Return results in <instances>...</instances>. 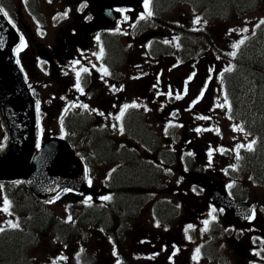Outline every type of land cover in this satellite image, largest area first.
<instances>
[{"label":"flooded vegetation","instance_id":"flooded-vegetation-1","mask_svg":"<svg viewBox=\"0 0 264 264\" xmlns=\"http://www.w3.org/2000/svg\"><path fill=\"white\" fill-rule=\"evenodd\" d=\"M0 8L8 14L4 16L19 36L12 58L34 97L37 129L54 123L55 127L73 131L80 124L90 122L89 118H94L91 122L96 124L97 129L96 137L90 143L92 150L85 151L82 141L74 145L86 164L84 181L99 187L94 188L99 195L93 211L111 213L110 208L115 203L116 189L112 188L115 175L106 172L103 163L115 160L118 162L114 164L116 171L120 164L128 165L125 158L131 156L172 181L171 190L175 191L177 204L183 202L185 212L195 215V222L208 218L212 209L216 208L199 185L183 182L187 172L204 174L208 184L235 197L227 182L213 170L215 154L208 147V133L196 131V105L184 102L188 97H184L182 102L176 99L181 91V81L177 77L180 75L182 79L187 70L193 69L191 66L195 65V61L191 60L194 59L191 46L184 48V52L189 53L188 61L175 60L171 63V57H175L163 55L160 47L165 43L163 37L166 33L162 27L165 21H172L170 14L152 15L151 20L155 24L148 28L146 14L136 16L128 9L115 8V18L107 20L102 14L103 6L93 0H0ZM142 16L145 18L141 19ZM96 25L100 27L97 32L92 29ZM153 30L158 34L149 37ZM104 69H107L108 75L103 74ZM84 77L90 87L85 86ZM195 80V77L189 78L191 83L188 85ZM156 83H161L160 87ZM89 93L96 97L86 107H80V99L86 100L84 94ZM192 97L196 99L194 94ZM74 102L78 107L74 106ZM134 103L136 107H128L121 116L124 106ZM181 105L190 112L187 116L189 127L186 125L184 129L181 126V120L185 118ZM59 117L60 122L56 120ZM111 127L118 133L117 141L132 140L136 141V145L129 151L127 146L121 145L114 150L113 142L107 135V132L111 133ZM157 129L159 134H154ZM97 142L105 145L102 153L95 146ZM91 158L93 162L89 160ZM0 187V214L3 194L17 204L27 202L29 210L34 212L35 203L20 184L0 183ZM139 203L124 216H110L106 217L107 220L97 214L94 218L98 221L92 222L110 236L115 234L122 240L123 231L133 227V213L147 205L145 198H141ZM81 205L82 216L91 208L85 209L84 204ZM174 207L173 214L178 209L177 205ZM202 210L205 211L203 215L200 214ZM257 225L252 220L248 222V237L261 234ZM35 229L31 224L18 227L20 234L28 232L30 237H35ZM237 248L251 264L261 263L249 253L250 246L241 244Z\"/></svg>","mask_w":264,"mask_h":264},{"label":"rangeland","instance_id":"rangeland-1","mask_svg":"<svg viewBox=\"0 0 264 264\" xmlns=\"http://www.w3.org/2000/svg\"><path fill=\"white\" fill-rule=\"evenodd\" d=\"M142 7L145 8L144 4ZM136 12L138 11L136 10ZM170 15L172 21L169 20V23L174 24V26H184L192 31H197L193 30L194 28L199 30L203 29L209 33L210 43L198 46L195 51L196 57L191 59L195 61L194 66H196V69L194 70V66L192 65L191 67H193V69L187 70L182 79H180V75L177 79L181 81V98L184 99V97H188L184 102L193 103L195 101L193 104L196 105L195 110L198 114L207 115L212 119L213 129L211 132L216 131L217 127H219L215 133L217 141L215 142L214 148L216 146L215 150L217 156L214 158V161L220 160L222 164H218L220 162L215 161L216 165H214L213 170L218 172L217 174L220 175L223 181H227L225 177L227 175L225 174L227 168L233 165L235 148L237 145H244L247 147V145L251 143V138L243 131L233 130L234 127L239 126L236 121L228 118V103H225L226 98L220 88L219 76L223 69L229 67L228 59L230 53L234 50L233 45L238 43L241 39H244L256 25L264 20V1L255 11L244 16L232 15L227 20L209 21L207 23L202 20L200 13L192 11L186 5L175 7ZM197 17L200 18V24H194ZM243 29H247V31H242ZM164 30L166 35L163 37V41H167L165 44L171 50V56L175 57V59L171 57V63L175 60L188 61L187 58L181 59L179 52H177L179 51L178 48L180 45L177 44V35L175 31L165 27ZM149 66H151V64H149ZM193 77H195L196 80L189 86L188 84L191 82L188 81V79ZM156 85L160 87L161 83H156ZM192 94L196 96V99H193ZM218 105H223V107ZM181 109L185 116V118L181 120V126L184 129L187 125L188 128L189 119L187 116H190V112L184 108L183 105H181ZM46 128H52L53 133L57 131L54 123L47 124ZM52 131L49 133H52ZM159 132L160 130L157 129L154 134H159ZM221 135H223V140L221 139ZM208 138L210 144L211 135L208 136ZM4 140L5 134L0 125V145ZM220 147L221 150L219 149ZM219 154L221 156H219ZM180 183L182 184L183 182ZM245 187H247V199L254 204L256 210L252 220L256 223L257 221H264V189L258 188L252 184ZM75 199H77L75 194H64L49 207L54 215L64 218L65 211L73 206ZM78 201L81 200L77 199V202ZM4 208L5 203L3 202L2 214H0V228L11 226L15 222L14 217L8 214L9 208H7V211H3ZM185 208L186 205L181 203L180 225L178 224L176 227L168 225L155 229L148 225L149 212L146 210L142 215L144 216V225L140 224V222H136L130 230L124 232L127 238L122 240V248L118 250L120 257L129 260L131 264H182L183 261H185V264H239L242 261V258H239L234 249L231 248L227 236L221 234V230L225 229V227L221 226V221H219L218 224L214 223L215 228L212 233L209 231V222L207 226L204 223L207 219H197V222H195V215L190 216L184 213ZM204 212L205 211L202 210L200 214L203 215ZM197 213H199V211H197ZM151 221V225L153 226V220L151 219ZM175 224H177V222ZM179 228H181V230ZM179 230L180 236L184 240L182 241V248L181 246H175L173 243L167 244V240L171 239L174 232ZM103 235L104 234H101L98 229L95 230L90 227H84L81 234L76 238H72L70 244L65 247H61L63 244L57 243L54 239H52L53 245L47 240L39 241L36 246L30 250V256L32 258L36 257L34 260L40 264H45L53 260H63L66 264H116L112 256L106 255L101 242L97 243V239H100L102 242H107ZM187 236L192 237L191 244L186 243L188 241ZM210 237L213 238V244H218L216 247L217 249L213 250H215V252L220 250V252L224 254L221 261L217 259H213L212 261H206V259L203 258L200 259L196 252L198 247L209 240ZM260 240L263 241V239ZM160 241L162 243L161 248L156 249L157 242ZM261 241L258 242L256 240L257 244L254 240L252 241L255 246L253 252L264 258V247L261 248L262 251L259 252V243H261ZM79 242L82 245H92V243H96L99 247V252L96 249H92L90 252H88V249H85L87 253L85 261L78 262L76 259L77 246H74V243ZM150 248H154V251L151 253ZM82 251L84 252V249ZM185 252L186 255L184 254ZM261 253L263 254L261 255Z\"/></svg>","mask_w":264,"mask_h":264},{"label":"trees","instance_id":"trees-1","mask_svg":"<svg viewBox=\"0 0 264 264\" xmlns=\"http://www.w3.org/2000/svg\"><path fill=\"white\" fill-rule=\"evenodd\" d=\"M261 2L262 0H154L152 11L155 14L167 13L175 4L186 3L197 10H202L205 18L226 20L233 13L240 15L252 11ZM200 35L197 33L194 36L196 45L210 43ZM186 40L190 39L186 38ZM222 78L232 110L239 113L238 118L242 120L243 128L254 137L255 142L252 150L239 151L237 170L249 174L251 180L264 186V30L257 29L239 47L232 70L225 72ZM95 146L101 151L100 153L105 149V145L101 142H97ZM131 158H125L128 165L114 177L112 188L116 189V195L115 203L110 208L111 213L88 209L79 217L75 227L37 213L35 223L29 220L31 226L34 228L51 226L65 238L75 233L82 226L81 224L98 221L94 218L97 214L104 218L110 216L117 218L118 215L124 216V213L134 210L140 205V199L145 198L141 191L146 186L154 184L155 170L136 157L134 159L131 156ZM17 206L29 207L27 202L18 203ZM163 206V203H157L156 208L163 209ZM108 218L106 219L109 220ZM29 241L28 233H1L0 264H30L24 258L25 246Z\"/></svg>","mask_w":264,"mask_h":264},{"label":"water","instance_id":"water-1","mask_svg":"<svg viewBox=\"0 0 264 264\" xmlns=\"http://www.w3.org/2000/svg\"><path fill=\"white\" fill-rule=\"evenodd\" d=\"M99 1L107 5L129 6L140 0ZM15 42L14 33L0 14V104L10 139L7 154L0 158V180L22 178L35 197L45 200L65 186L77 189L81 180V168L77 159L67 150L64 143L57 139L48 140L32 164L28 165L34 144V114L31 100L16 72V67L12 61L8 60L10 48ZM66 150L67 152L63 153ZM52 151H57V155L56 157L49 156L53 158L52 165L44 170L43 168L47 166V153ZM62 154L65 156L63 157ZM62 158H68L66 164H63ZM42 173L47 174L49 178L42 177ZM188 180L203 185L209 194L213 198H217L220 205L229 212L234 213L232 209L236 207L241 212L242 219L247 217L248 208L244 204L237 203L238 205L233 204L232 206L225 200L221 192L209 188L204 178L191 175Z\"/></svg>","mask_w":264,"mask_h":264},{"label":"snow or ice","instance_id":"snow-or-ice-1","mask_svg":"<svg viewBox=\"0 0 264 264\" xmlns=\"http://www.w3.org/2000/svg\"><path fill=\"white\" fill-rule=\"evenodd\" d=\"M149 5H150V0H144L145 12H146V16H148V17H150V16L152 15V12H151V10H150ZM0 12H3V14H4L5 16L8 15L6 12H4V10H3L2 8H0ZM144 18H145L144 16L141 17V19H144ZM260 23H261V24H264V20H262ZM194 24H200V18H199V17L196 18V20L194 21ZM193 30H199V29H195V28H194ZM242 31H247V29H243ZM20 42H21V47H23V45H24L23 37H21V41H20ZM165 42L167 43V41H165ZM243 43H244V40H243V39H241L238 43H235V44L233 45V49H234V51H233L232 53H230V55L233 56V57H235V55H236V50H238L239 47H240V45H242ZM19 51H20V48L17 49V52H19ZM231 70H232L231 68H226V69H225V71H231ZM82 71H87V69H82ZM103 74H104V75H108V74H109V73L107 72V69H104V70H103ZM77 75L79 76V73H77ZM222 75H223V73H221V76H222ZM77 88L79 89V83H77ZM201 95H202V93H201ZM180 98H181V97H180L179 95L176 96V99H180ZM193 103H195V101H194ZM225 103H227L226 99H225ZM218 106L223 107V105H218ZM84 107H86V106H84ZM128 107H136V104L134 103V104H132V105H125L124 108L121 110V116H123L124 111H125ZM197 118H198V119H208L207 117H197ZM117 119H120V117H117ZM205 130H207V129H205ZM233 130H234V131H242V128L234 127ZM121 131H122V129H121ZM196 131H197V132H200V131H202V129L197 128ZM252 143H255V142L253 141ZM242 147H245V146H244V145H237V159H240V156H239V149L242 148ZM247 150H249V151L252 150V144L247 145ZM222 151H223V150H222ZM209 156H211V153H209ZM89 183H91V182H89ZM229 187H231V185H229ZM105 199H108V198L105 197ZM7 208H8V202L5 201V208L3 209V211H7ZM204 223H205V225L207 226L208 221H205ZM11 226H12V227H17L18 225H14V224H13V225H11ZM0 231H3V229L0 228ZM196 252H197V254H198V253H199V249H197ZM114 255H115V253H114ZM194 259H195V257H194ZM53 264H55V261L53 262Z\"/></svg>","mask_w":264,"mask_h":264},{"label":"bare ground","instance_id":"bare-ground-1","mask_svg":"<svg viewBox=\"0 0 264 264\" xmlns=\"http://www.w3.org/2000/svg\"><path fill=\"white\" fill-rule=\"evenodd\" d=\"M18 243H20V242H18Z\"/></svg>","mask_w":264,"mask_h":264}]
</instances>
